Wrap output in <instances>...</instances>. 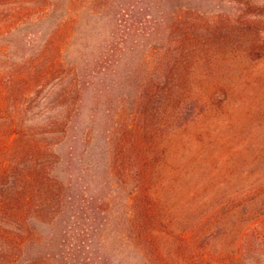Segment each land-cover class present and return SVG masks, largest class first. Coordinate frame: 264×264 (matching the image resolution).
<instances>
[{"label": "rangeland", "instance_id": "obj_1", "mask_svg": "<svg viewBox=\"0 0 264 264\" xmlns=\"http://www.w3.org/2000/svg\"><path fill=\"white\" fill-rule=\"evenodd\" d=\"M47 1H15L10 27L14 3L0 5L4 76L22 68L23 59L28 61L68 15L65 0L33 12L34 4ZM73 8L75 22L61 42L60 57L73 66L75 91L55 99L56 81L66 85V75L46 78L28 91L21 82L15 86L22 90L17 109L28 128L60 116L65 104L73 107L67 137L50 148L59 156L54 172L65 180L70 174L73 190L91 201V219L73 264L86 256L91 264H144L148 225L140 223L138 212L144 201L157 220L151 233L164 254L162 264H191L174 254L178 231L186 232L196 216L237 214L239 189L256 182L264 167V0H82ZM181 46L184 55L186 48L195 47L179 61ZM178 68L184 69L186 81L179 104L175 93L162 100L157 90L162 80L172 81ZM22 69L27 74L25 60ZM4 83L5 113H10L15 83ZM200 96L201 114L186 120L191 101ZM71 145L74 152L68 158ZM134 146L148 154L164 150L157 158L159 173H151L148 184H136L132 171L126 176L121 167L109 168L113 150L128 154ZM37 227L41 235H53L42 250L57 251L63 234L44 224ZM232 235H222L221 246L211 240L209 249L236 254L238 264ZM239 252L245 264H264V244L254 242L251 248L244 242Z\"/></svg>", "mask_w": 264, "mask_h": 264}, {"label": "trees", "instance_id": "obj_2", "mask_svg": "<svg viewBox=\"0 0 264 264\" xmlns=\"http://www.w3.org/2000/svg\"><path fill=\"white\" fill-rule=\"evenodd\" d=\"M15 1L17 0H0V5L14 3L9 7L11 10L8 27L12 26V21L15 22L17 12L14 8ZM65 1L66 7L70 10L66 18L63 16L64 18L57 22L44 38L41 47L28 61L23 59V66L24 60L27 64V74L22 69L23 66L13 68L7 76H4L0 70V264H59L57 259L63 260L64 264L65 262L73 264L80 247L81 236L84 234L83 229L85 225V229H88L91 219V201L79 192L81 190H73L74 180L71 179L70 174L65 180L53 170L59 156L52 154L50 148L57 142L63 141L68 135L67 115L71 109L73 110L71 104L63 106L60 116L50 117L45 125H37L34 128L23 125L19 109H17L21 94L18 91L22 92L20 88V90L15 89L18 82L27 87L28 91L32 86H40L41 81L46 78L58 80L66 75L68 76L66 85L62 86L60 83V86V81H56L55 99L65 95L68 98L75 91L76 77L73 66L69 61L63 60L60 54L63 48L61 42L67 41V35L70 34L72 24L75 22L76 10L73 7L82 0ZM104 1L97 0L98 3H104ZM53 2L54 0H49L43 4H34L33 12H43L49 4L53 5ZM19 13L20 16L27 15V12ZM64 34H66L65 40H63ZM122 39L123 37L119 38V40ZM179 41L181 42V39ZM182 48L181 46L178 52L179 61L185 60L184 58L194 51L186 48V55H184ZM99 61L104 63L106 58H101ZM181 70L182 68H178L173 71L171 82L165 84L162 80V87L157 86V90L160 88L162 100L175 93L177 104L183 102L186 81L183 82L184 69L182 72ZM178 77L180 83L177 80ZM5 81L15 83L13 89L10 88V94L12 93L10 113H5L4 100L7 98ZM200 99L201 96L191 101L190 114L186 120H195L197 114H201ZM130 151L127 154L125 149L113 150L110 162L108 157L109 168L112 165L121 167V173L126 176H130L132 171V176L136 175V184H148L150 174L155 172L158 175L159 173L157 158L163 155V148L150 150L151 154L135 146ZM66 152L68 158H72L74 146L71 145ZM144 202L145 206L138 211L140 223L148 225L144 229V236L142 233L144 252L146 256L148 255L144 264H162L164 254L158 251V243L155 242L151 233L152 224L157 220L146 205L148 201ZM87 214H90L88 219H86ZM196 217L186 232L178 231L179 242H175L174 250L176 257H181L182 260H187L191 264H236V254L229 256L219 249H209L211 240L213 242L217 240L221 246L225 243V240L221 241L222 235L226 237V234L233 233L236 247L238 244V264H245L239 252L241 245L245 242L252 248L254 242L264 244V167L256 182L245 184L239 189L237 214H203ZM40 224L54 227L60 235L63 234L61 240L60 236L57 239L60 245L57 251L47 253V250H42L44 246L51 243L53 235H41L37 227ZM65 245L66 248L62 250ZM86 259L78 263H92L89 256H86Z\"/></svg>", "mask_w": 264, "mask_h": 264}]
</instances>
